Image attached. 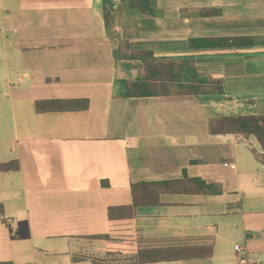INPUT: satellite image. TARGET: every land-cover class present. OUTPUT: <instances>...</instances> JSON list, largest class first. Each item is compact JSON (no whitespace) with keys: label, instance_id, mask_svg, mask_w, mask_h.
Listing matches in <instances>:
<instances>
[{"label":"crops","instance_id":"1","mask_svg":"<svg viewBox=\"0 0 264 264\" xmlns=\"http://www.w3.org/2000/svg\"><path fill=\"white\" fill-rule=\"evenodd\" d=\"M111 1L110 29L103 0H0V163H20L0 171V262H126L108 246L131 240L213 246L210 257L169 264H264L262 147L210 132L215 116L264 114V0H155L153 16ZM240 35L255 45L189 43ZM121 39L162 59H195L224 93L119 97L117 80L140 73L138 60L116 58ZM47 99L90 107L38 111ZM192 178L198 189L163 188L160 203L139 207L133 222L110 223V207L132 204L134 183Z\"/></svg>","mask_w":264,"mask_h":264},{"label":"trees","instance_id":"2","mask_svg":"<svg viewBox=\"0 0 264 264\" xmlns=\"http://www.w3.org/2000/svg\"><path fill=\"white\" fill-rule=\"evenodd\" d=\"M129 9L138 10L147 15H155L153 0H123ZM217 13L206 12L203 15ZM103 14L108 28H112V1L103 0ZM190 46L197 50L253 46L255 38L248 35L198 37L189 40ZM117 59H136L140 62V73L134 79H118L117 95L123 98L155 97L168 95H203L223 94L224 89L219 80L202 78L195 59H162L152 49L132 48L129 40L121 39L115 50ZM88 99H47L37 102L40 112H67L87 110ZM213 135L235 134L243 139L255 137L260 143L263 153L255 152L264 164V114H231L215 116L210 122ZM18 160L0 163V171L19 170ZM187 172L185 171V175ZM199 178L189 180H166L158 182L139 181L132 185L133 202L130 205L112 206L108 210L109 221L113 225L131 223L136 218L137 209L142 206L160 203L163 188H175L180 191H193L201 183ZM203 185H206L203 182ZM4 205L0 203V215L4 214ZM109 255H128L126 262L122 259L93 258L92 264H153L162 262L169 264L213 255V246L187 245L172 247L140 248L135 241L125 240L108 246ZM0 264H13L0 262Z\"/></svg>","mask_w":264,"mask_h":264},{"label":"rangeland","instance_id":"3","mask_svg":"<svg viewBox=\"0 0 264 264\" xmlns=\"http://www.w3.org/2000/svg\"><path fill=\"white\" fill-rule=\"evenodd\" d=\"M179 3H181V6H184V5H186L185 3L187 2V0H177ZM153 6H154V10H155V14L158 12V9H157V6H156V3H155V0H153ZM134 12H137V11H135L134 10ZM113 22H114V24H116V20H112ZM214 22H216V21H214ZM218 23L219 22H221V20H219V21H217ZM129 25H130V29H135V26H136V20L134 19V18H132V19H130L129 20ZM256 37V40H257V42L261 39V38H259V36H255ZM257 45V44H256ZM131 64H134L135 66H136V68L138 69V66H139V62L138 61H136V60H132V61H129ZM5 77H7L6 76V74H5ZM9 121L11 122V120H12V116H10L9 118ZM251 142H253V143H257V140H256V138L255 137H251Z\"/></svg>","mask_w":264,"mask_h":264},{"label":"built area","instance_id":"4","mask_svg":"<svg viewBox=\"0 0 264 264\" xmlns=\"http://www.w3.org/2000/svg\"><path fill=\"white\" fill-rule=\"evenodd\" d=\"M237 249L240 250V246H237ZM241 264H248L247 259H242Z\"/></svg>","mask_w":264,"mask_h":264}]
</instances>
